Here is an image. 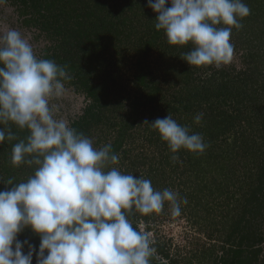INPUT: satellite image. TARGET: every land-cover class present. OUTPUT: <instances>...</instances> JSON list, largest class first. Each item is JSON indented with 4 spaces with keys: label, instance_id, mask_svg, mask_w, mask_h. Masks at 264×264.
Returning <instances> with one entry per match:
<instances>
[{
    "label": "clouds",
    "instance_id": "9594fccd",
    "mask_svg": "<svg viewBox=\"0 0 264 264\" xmlns=\"http://www.w3.org/2000/svg\"><path fill=\"white\" fill-rule=\"evenodd\" d=\"M6 3L0 0V6ZM147 6L158 14L155 30L163 31L169 44L193 45L184 61L217 69L232 62V29H240L239 21L251 11L243 0H147ZM70 79L64 66L37 57L29 36L15 28L0 32V126L28 131L13 145L11 161L35 166L26 181L9 179L10 187L0 190V264H33L34 255L36 264H150L154 242L128 216L159 214L165 203L179 216L187 199L122 172L110 142L96 147L69 120L57 118L59 105L51 101L67 95L64 81ZM202 118L203 113L194 117L197 124ZM144 125L156 130L172 153H202L208 146L169 114ZM6 139L17 138L11 128L0 127V144ZM26 228L39 236L38 250L18 239Z\"/></svg>",
    "mask_w": 264,
    "mask_h": 264
},
{
    "label": "trees",
    "instance_id": "16d2710c",
    "mask_svg": "<svg viewBox=\"0 0 264 264\" xmlns=\"http://www.w3.org/2000/svg\"><path fill=\"white\" fill-rule=\"evenodd\" d=\"M11 1L19 5L22 14L29 15L25 18V23L39 25L47 34L59 37L60 51L68 53V50H73V54L69 55V60L73 59V55L81 54L80 57L88 66L94 63L97 70L105 75L103 77V80H106L103 81L105 84L106 82H110L111 85L116 83L119 75L111 74L115 73L114 69H109L106 61L108 64L112 63L113 60L109 61V58H114V68L120 67L118 56L121 54L115 50V45H113V53L107 58L102 56V51H107L105 49L109 50V48L107 45L103 48L98 39L100 34L106 32L111 33V36L112 34L119 35L120 29L116 25L122 24L128 5L134 7L142 5L138 0ZM243 2L250 8V15L241 19L239 22L242 27L238 30L233 28L232 33L239 43L244 42L247 48L246 56L253 58L256 55L259 58L261 49L264 47V30L261 27L264 25V0H243ZM165 6L167 8L170 5ZM151 32L152 39L140 41L137 50L145 53L144 48L150 51L156 46L157 53L165 57L161 60L165 63L156 62L150 65L147 61L148 56H141V60L136 63V71H139L137 81L140 87L135 88L132 95L128 92L127 95L121 96V98L130 99V106L123 113L126 123L121 126L123 129L120 128L122 133L118 136L121 138L118 137L115 140L112 148L125 153L126 150L122 149L123 137L131 135L128 130L134 128L135 123L139 125L138 120L145 122V116L152 122L169 114L178 124L188 127L191 133L202 135L204 142L208 145L204 152L192 153L181 149L177 153H172L158 132L147 125L146 130L149 134L143 136L149 137L147 139L150 142L155 141L154 144L165 154L162 155L161 160L150 161V167L146 170L142 169L137 175L149 179L154 189H166L169 184L168 178L160 179L157 175L161 172V168L169 166V169L163 172L170 177L171 182L174 181L173 173L178 172L179 176L184 175L185 178L178 185L186 184L191 191L190 194H193L191 196H195L197 201L205 200L206 204L210 198H216L224 192L225 188H228L227 197L238 199L235 202L236 207L230 212L234 213L233 215L237 218H231L230 232L227 234L228 239L233 238L236 236V231H240L238 228L244 219L250 220L259 215L264 216V70L262 68L260 70L257 65H251L249 62L246 69L240 70H228L226 66L219 69L215 66H191L183 60L184 54L193 49L191 43L184 46L171 45L163 31L152 29ZM236 32L239 34L237 35ZM116 38L117 36L114 37ZM235 44L237 45V40ZM256 52L259 56L255 54ZM64 57L61 58V62L67 63ZM73 64L70 63L71 69L75 67ZM156 64L158 67H155ZM154 69L157 71L162 69L163 78L169 77L171 82L174 79L179 81L183 79L185 86L194 85L191 87L192 92L190 89L188 91H164L162 86L151 79L156 77ZM198 71L204 72L201 81L200 78H197L198 80L192 78L194 72ZM78 74L79 84L92 99L84 108L82 115L71 124L79 132L82 126L89 129L93 122L101 119L102 97L99 96L98 88L91 81L90 71L86 72L79 64ZM107 76H109L108 79ZM149 79L152 80L150 84ZM197 81L199 82L195 84ZM199 113H203V118L197 124L194 117ZM128 120L132 122L129 123ZM0 127L11 128L17 138L13 141L6 139L3 145L0 144V162H2V157L3 160H11L13 145L25 139L29 133L26 129H19L14 124ZM125 132L127 134H124ZM6 144L9 147L7 153L2 148ZM173 155L179 156V161L174 162L171 159ZM8 160L0 163V190L10 187L6 186L9 179H13L15 183L17 172L19 174L25 171L13 170V165ZM161 161L166 165L156 166L157 162ZM137 167H139L138 164L136 171L141 169ZM206 191L207 193H203ZM139 217L147 220V216H139L138 212L128 216L135 223ZM132 225L138 230L136 224ZM22 234L38 250L40 239L34 238V234L27 228ZM246 237V234L242 236V240ZM262 239L258 238V240ZM248 246L250 244H247ZM259 251V249H254L251 252L245 247L232 249L230 259L228 257L221 259L219 264H257L258 260L264 264V253L260 258ZM155 260L153 256L150 264H153Z\"/></svg>",
    "mask_w": 264,
    "mask_h": 264
},
{
    "label": "rangeland",
    "instance_id": "374dc122",
    "mask_svg": "<svg viewBox=\"0 0 264 264\" xmlns=\"http://www.w3.org/2000/svg\"><path fill=\"white\" fill-rule=\"evenodd\" d=\"M138 1L139 4L142 5H140V7H134L131 4V6L128 5L127 10L124 13L125 15L122 24L116 25L120 29L119 35L112 34L111 36V33L106 32L100 34L98 39L101 45H103V48H105V45L109 48V50L107 48L105 49L107 51H102V56L106 58L110 56V54L113 53V45H115V50L121 54L118 56L120 67L114 68V58H109V61L113 60L112 63L110 62L108 64L106 61L108 68L112 70L114 69L115 73L111 74L119 75L114 85H111L110 82H106L105 84L103 82L106 81L103 80L105 75L97 70L94 63H91L88 66L87 63L82 60L83 58L80 57L81 54H79V56L73 55V59L69 60V55L73 54V50H68V53L60 51L59 37L56 38L47 34L39 27V25L25 23L24 20L29 15L22 14L17 3L7 0L5 5L0 6V32H5L9 28H15L21 31L22 34L30 37V43H32L38 58L55 61L58 65L64 66L65 71L71 76L70 80L64 81L65 87L68 89L67 95L60 100L54 99L51 101V103L59 105L60 110L57 113V118H66L70 121V124H72L73 121L77 120L78 117L82 115L84 108L92 99L87 95L86 91L78 82L79 64L82 65V68L86 72L90 71V76L92 77L91 81L94 83V86L98 88L99 96L102 97V107L100 108L101 119L93 122L89 129L82 126L79 129V132L92 138L94 146L96 147H100L109 142L114 145L115 140L118 137L121 138L120 136L122 132L120 128L126 123L123 119V113L125 110L127 111L130 106V99L128 97L121 98V96L127 95L128 92L132 95L135 88L140 87L137 81L139 71H136L135 66L136 63L141 60L140 57L148 56L147 61L150 65L156 62L162 64L165 63L161 61L164 60L165 57H162L161 54L157 53L156 46L154 45L155 43L152 44L155 47L151 48L150 51H148L149 49L144 48L143 50H145V53H142L143 51L138 52L137 50V45L140 41L152 39L151 31L152 29H155L154 20L158 15L147 6V0ZM261 27L262 30H264V25H261ZM236 33L237 35L239 34L238 32ZM115 36H117V40L114 39ZM249 37H251V35ZM234 39L237 40V45L235 44ZM238 41L237 37H234L233 33H231L230 42L234 45L235 54L232 62L226 65V68L228 70L246 69L249 62L251 65H257L260 70L261 68L264 70V47L261 49L260 56L257 52L255 53L259 58H257L256 55L251 58L246 56L247 48H245L244 42L239 43ZM62 57L68 62H61ZM70 63H74V69H71ZM155 67H158V64H156ZM162 69L164 70V66ZM162 69L158 71L154 69V71H156V77L151 79L154 80L156 84L162 86L164 91H188L194 86H185L186 84L183 83V79L180 81L174 79L171 82L169 81V77L163 78ZM203 77L204 72L202 71L194 72L192 75V78H195L196 80H198L197 78H200V81ZM108 78L109 76H107V79ZM151 79L148 81L149 84L152 82ZM198 82L199 81L195 82V84ZM145 121L151 122L147 116H145ZM128 122L131 123L132 121L128 120ZM138 122L139 125L135 123L134 128H132L133 131L132 129L128 130L131 135H125L123 137L124 141L122 149H125L126 152L123 153V151H119V149L115 150L112 148L113 152L120 157L119 163L118 165H115V167H118L126 174H139L142 169L146 170L150 167V161L161 160L162 155L164 156L165 154L164 151H161V148L154 144L155 141L151 140L152 142H150L147 139L149 137L143 136L149 134V131L146 130L147 125H144V121L142 120L141 122L138 120ZM127 132L124 134H127ZM2 148L6 150V153L7 150L9 151L7 144L4 147L2 146ZM1 160L2 162L0 163H4L8 159L3 160L2 157ZM8 161L13 165L11 160ZM142 162L144 163L143 165ZM137 164L139 165L137 168H141L138 171H136ZM157 165H166V163L163 164L161 161L157 162L156 166ZM34 167H27L23 164L19 166L13 165V170L17 169L19 172L25 170L23 173L20 172L18 174L17 172L15 183L26 181L27 178L33 174ZM109 167H112V165H109ZM168 169L169 166L161 168V172H159L157 176L160 179L168 178L167 181L169 184H167V189L174 190L179 193L181 198L187 199V204L181 205V214L179 216L172 215L170 205L165 203L164 210L161 213L148 215L147 220L139 217L135 223L133 219L128 218L132 224H136L138 231H144L150 234V238L154 242L153 247L156 249L153 254L156 262L154 261L153 264H219L221 259H225L226 257L230 259L232 249H238L239 247H245L251 252L254 249H259L260 251L258 255L261 258V255L264 253V216L259 215L250 220L244 219L238 228L240 231H236V236L228 239L229 237H227V234L230 232L229 226L231 225V218H237V216L233 215L234 213H230L231 210L236 207L235 202L238 201L237 197H235L236 199L227 197L228 188H225L221 195L216 198L214 197V199L210 198L207 202L208 204L205 203V200L197 201L195 196H191L193 194H190L191 191L187 188L186 184L183 185V183H181V186L178 185V183H180V181L182 182V179L185 178L184 175L179 176L178 172L173 173L172 178L174 181L171 182L170 177L163 172ZM160 182L162 184V181ZM155 190L162 191L164 189L158 188ZM203 193H207V191ZM236 209H238V207ZM139 216H141L140 213ZM22 233L18 235V239L24 241L25 239L23 238L27 239V237H23ZM245 234L247 237L242 240V236ZM35 237L40 239L39 236L34 234V238ZM259 237L263 239L258 240ZM28 239H30V237H28ZM247 244H250V246L247 247ZM26 251L27 248H25V252ZM256 263L261 264L259 260L256 261ZM33 264H36L35 255L33 257Z\"/></svg>",
    "mask_w": 264,
    "mask_h": 264
}]
</instances>
